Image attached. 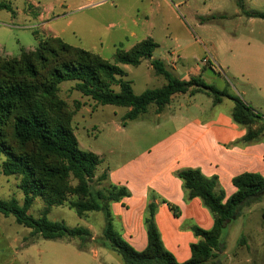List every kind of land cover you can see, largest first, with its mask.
Masks as SVG:
<instances>
[{"label":"rangeland","instance_id":"1","mask_svg":"<svg viewBox=\"0 0 264 264\" xmlns=\"http://www.w3.org/2000/svg\"><path fill=\"white\" fill-rule=\"evenodd\" d=\"M9 1L19 13L13 16L0 9L1 56H17L21 49H33L37 39L32 29L44 36H58L110 61L117 49L127 50L151 37L157 43L151 58L163 61L174 77L188 79L200 74L206 83L232 94L247 87L242 73L254 70L256 61L264 57V19L247 16L240 6L264 12V0H242L241 4L238 0H29L46 11L42 21L36 18L38 8L28 6L27 0ZM207 53L212 59L204 64L201 59ZM121 66L125 70L123 78L130 81L136 94L166 82L161 75H155L148 58L137 66ZM73 84L72 80L63 81L58 94L73 111L71 126L78 147L97 153L101 159L91 182L92 190L106 188L98 176L128 158L151 135L143 134L141 128L133 131L124 126L129 122L123 120L127 107L95 103L72 89ZM249 93L254 94L251 89ZM187 94H174L167 110L181 107L183 115L194 113V106H190L193 97ZM195 98L208 100L204 93ZM154 114L155 105L150 104L137 120ZM3 159L0 155V167ZM18 183L17 176L0 173V198L14 197L21 204L23 193ZM44 204L42 198L36 197L28 214L40 216ZM47 218L71 227H85L90 236L85 241L77 237L45 239L39 234L31 235L30 228L17 224L12 214H0V264H123L120 255L106 248L101 238V212L88 211L80 217L66 204L52 205ZM203 264H264V195L243 208L226 231L219 250Z\"/></svg>","mask_w":264,"mask_h":264},{"label":"trees","instance_id":"2","mask_svg":"<svg viewBox=\"0 0 264 264\" xmlns=\"http://www.w3.org/2000/svg\"><path fill=\"white\" fill-rule=\"evenodd\" d=\"M237 2L241 4L242 0ZM240 6L247 16L264 19V12L244 10ZM0 9L13 16L16 13L9 1L0 0ZM39 33L32 29L37 39L33 49H21L17 56L0 55V155L4 156L0 173L17 176L23 193L21 204L14 197L0 198V214H12L17 224L30 228L31 235L52 240L77 237L85 241L90 236L87 228L49 220L47 214L52 205L63 204L80 217L88 211H99L104 217L101 238L106 248L120 255L123 264L207 262L219 250L227 227L243 208L264 195V177L248 172L234 176L232 183L236 190L223 202L216 176H205L198 168L176 170L186 199L201 200L213 217V227L206 230L190 224V230L199 239L190 245V257L177 262L160 238L154 221L155 195L150 193L144 215L147 244L143 250L136 251L114 229L109 211L110 202L118 201L129 192L125 186L113 184L92 190L91 182L101 159L96 153L78 147L71 126L73 111L59 96V85L72 80V89L89 96L95 103L127 107L124 122L139 118L150 104L155 105L156 113L162 111L176 93H204L213 103L227 98L233 101L232 120L246 129L241 139L244 143L264 135V116L238 96L206 83L200 74L188 79L174 77L163 61L151 58L157 47L151 37L127 50L117 49L110 61L58 36ZM146 58L155 75H161L166 82L162 87L147 88L136 94L130 81L123 78L125 70L121 65L137 66ZM98 178L105 181V171ZM36 197L42 198L45 204L40 216L33 217L27 211ZM167 205L177 216L178 208Z\"/></svg>","mask_w":264,"mask_h":264},{"label":"crops","instance_id":"3","mask_svg":"<svg viewBox=\"0 0 264 264\" xmlns=\"http://www.w3.org/2000/svg\"><path fill=\"white\" fill-rule=\"evenodd\" d=\"M27 1L38 8L36 18L42 21L46 11L37 3ZM15 12L18 14L19 10ZM20 12L27 15L22 9ZM262 48L264 50V44ZM258 60L254 70L245 69L242 73L241 78L248 88L243 87L234 95L264 116V57ZM248 89L254 94H250ZM198 94H187L193 97L194 102L190 106H194V113L183 115L181 107L167 110L171 100L162 111L150 118H136L124 124L133 131L141 128L145 131L143 134L149 133L151 137L139 143L128 158L107 167L105 171L106 184L125 186L129 192L118 201L109 203L114 229L134 250H143L147 244L144 215L149 194H154L156 227L164 247L177 262L190 257V245L199 239L189 225L195 224L208 230L213 227L214 220L198 197L186 199L176 170L198 168L205 176H216L218 188L223 192V202L236 190L232 183L234 176L248 172L264 177V135L256 141L242 142L246 129L230 116L233 101L226 98L213 103L208 95L206 101L195 98ZM135 123L138 128L133 126ZM132 139L136 142L135 137ZM167 203L178 208L177 216ZM235 221L227 227V231Z\"/></svg>","mask_w":264,"mask_h":264},{"label":"built area","instance_id":"4","mask_svg":"<svg viewBox=\"0 0 264 264\" xmlns=\"http://www.w3.org/2000/svg\"><path fill=\"white\" fill-rule=\"evenodd\" d=\"M211 59H212V57L210 56V54L209 53H207V56H204L201 60H202V63H209V62H211Z\"/></svg>","mask_w":264,"mask_h":264}]
</instances>
